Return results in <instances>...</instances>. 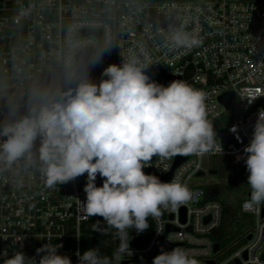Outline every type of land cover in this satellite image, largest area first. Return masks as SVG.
Returning a JSON list of instances; mask_svg holds the SVG:
<instances>
[{
  "label": "built area",
  "instance_id": "built-area-1",
  "mask_svg": "<svg viewBox=\"0 0 264 264\" xmlns=\"http://www.w3.org/2000/svg\"><path fill=\"white\" fill-rule=\"evenodd\" d=\"M180 28L194 33L200 43L174 48L171 32ZM99 46L111 51L90 70L95 82L110 64L147 59L151 80L164 86L183 80L202 90L208 119L232 138L227 143L214 130L213 149L203 156H182L184 161L168 179L164 177L177 156L153 157L143 171L161 182L178 178L192 198L175 211L162 210L159 219L149 217L143 233L129 229L132 255L125 254L121 262L113 255L120 244L115 235L111 264H152L162 250L173 248L189 251L198 264H264V206L245 209L249 191L241 213L257 217V225L223 246L214 236L223 225L225 208L209 197L210 185L230 183L213 160L230 159L246 169L237 157H243L258 111L264 110V0H0V112L13 101L25 103L35 85L62 88L66 74L79 66L78 55ZM228 92L235 94L238 109L229 110L220 101ZM253 96L258 97L249 103ZM234 125L236 134L230 132ZM86 182L85 174L49 188L39 173L0 172V264L15 251L39 264L36 249L46 243L62 244L59 254L78 264L84 225L93 218L80 210ZM102 182L98 175L97 186ZM241 238L246 242L239 246ZM216 243L221 245L218 251Z\"/></svg>",
  "mask_w": 264,
  "mask_h": 264
},
{
  "label": "clouds",
  "instance_id": "clouds-1",
  "mask_svg": "<svg viewBox=\"0 0 264 264\" xmlns=\"http://www.w3.org/2000/svg\"><path fill=\"white\" fill-rule=\"evenodd\" d=\"M170 40L176 49L200 43L194 33L183 28L172 30ZM110 51L104 47L91 54L66 74L62 88L35 85L25 103L13 101L0 112V172L39 173L49 188L86 174V201L80 202V210L87 217L103 218L107 227L100 228L98 221L93 231L104 235L108 229L116 230L120 244L113 255L121 262L125 254L132 255L129 229L143 233L149 228V217L159 219L162 210L175 211L193 195L178 178L161 182L143 169L151 166L153 157L203 156L213 149L216 133L208 119L206 94L183 80H173L167 86L151 80L146 74L147 59L131 57L119 65L110 64L104 68L103 78L95 82L90 70ZM237 127L230 132L236 134ZM241 158L250 188L243 207H262L264 110L258 111L243 157L237 160ZM98 175L102 186L96 184ZM61 247L46 243L37 248L39 264H72L69 256L59 254ZM76 255L78 264H111L99 248L82 254L77 250ZM3 264L37 262L15 251ZM152 264L198 261L189 251L173 248L162 250Z\"/></svg>",
  "mask_w": 264,
  "mask_h": 264
},
{
  "label": "trees",
  "instance_id": "trees-1",
  "mask_svg": "<svg viewBox=\"0 0 264 264\" xmlns=\"http://www.w3.org/2000/svg\"><path fill=\"white\" fill-rule=\"evenodd\" d=\"M243 178L245 180V185L248 186L247 178ZM245 192H247V197V189ZM209 197L221 201L225 208V217L223 225L219 229L217 234L214 236V239L224 246L238 239L245 233V231L247 230L246 227L248 216L241 213V201H235L233 207L229 205L228 201L224 199V197L212 195H209ZM98 221L100 228L107 227L103 223V218L99 216L93 217L90 222L84 225L83 235L81 237L82 253L90 248H99L102 255L107 256L111 259L115 244V229H108L107 234L104 235H102L99 231H93V225L97 224Z\"/></svg>",
  "mask_w": 264,
  "mask_h": 264
},
{
  "label": "rangeland",
  "instance_id": "rangeland-1",
  "mask_svg": "<svg viewBox=\"0 0 264 264\" xmlns=\"http://www.w3.org/2000/svg\"><path fill=\"white\" fill-rule=\"evenodd\" d=\"M215 165L220 168L221 175L228 176L230 178L229 184H222L219 186L210 185L211 194L214 196L224 197L229 203V205L234 207L235 201H241L246 197V189L249 192V185H245V180L243 177L247 178L248 174L245 168L237 166L232 160L218 158L213 160ZM213 177V176H212ZM204 181L207 180V177H203ZM257 217H248L246 229L254 230L257 225ZM246 230L245 232H247ZM246 242V239L239 240V246H242ZM236 249V247L234 248ZM233 251L223 255V259H227Z\"/></svg>",
  "mask_w": 264,
  "mask_h": 264
},
{
  "label": "water",
  "instance_id": "water-1",
  "mask_svg": "<svg viewBox=\"0 0 264 264\" xmlns=\"http://www.w3.org/2000/svg\"><path fill=\"white\" fill-rule=\"evenodd\" d=\"M97 34L100 36L101 35V32L98 31ZM101 49V46H99L97 49H93V50H84L81 52V54L78 55V58H79V66L82 64L83 61H85L90 54L98 51ZM220 101L229 109V110H234V109H238L239 107V104L237 102V99H236V96L233 92H228V93H225L223 94L221 97H220ZM213 128L214 130L217 132V134L224 140L226 141L227 143L230 142L232 140L229 132L225 129V130H222L220 129V127L218 126L217 123H214L213 124ZM184 161V158L182 156H177L176 157V160H175V163H174V166H173V169L172 171L166 176L164 177V179H168L171 177V175L173 174L174 170L176 169V167L178 165H180L182 162ZM212 174H217L218 173V170H212L211 171ZM204 173L201 172L199 175H203ZM263 215H264V212H263ZM186 220V217L183 216V221ZM174 229V226L170 225L169 226V230H172ZM249 239L252 238V236L250 235L248 237ZM220 243H216L215 244V251H218L220 249ZM210 264H215L214 261H210Z\"/></svg>",
  "mask_w": 264,
  "mask_h": 264
},
{
  "label": "crops",
  "instance_id": "crops-1",
  "mask_svg": "<svg viewBox=\"0 0 264 264\" xmlns=\"http://www.w3.org/2000/svg\"><path fill=\"white\" fill-rule=\"evenodd\" d=\"M217 166V165H216ZM217 168H219L218 166H217ZM219 173H220V171H219ZM249 193V192H248ZM214 196V195H213Z\"/></svg>",
  "mask_w": 264,
  "mask_h": 264
}]
</instances>
